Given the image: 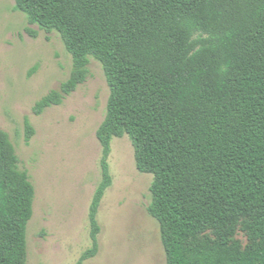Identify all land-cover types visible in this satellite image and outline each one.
Returning <instances> with one entry per match:
<instances>
[{"label":"trees","instance_id":"trees-1","mask_svg":"<svg viewBox=\"0 0 264 264\" xmlns=\"http://www.w3.org/2000/svg\"><path fill=\"white\" fill-rule=\"evenodd\" d=\"M15 2L31 24L58 32L73 59L70 77L36 102L35 114L86 82L91 57L110 87L97 130L102 181L89 212L92 245L75 264L99 252L112 140L125 135L139 171L154 175L148 212L167 264H264V0ZM34 134L27 119V143ZM35 196L0 129V264L28 263ZM208 230L213 238H199Z\"/></svg>","mask_w":264,"mask_h":264},{"label":"rangeland","instance_id":"rangeland-1","mask_svg":"<svg viewBox=\"0 0 264 264\" xmlns=\"http://www.w3.org/2000/svg\"><path fill=\"white\" fill-rule=\"evenodd\" d=\"M15 5L0 0V129L10 135L36 188L27 264H75L92 245L89 212L102 181L97 130L110 87L102 64L91 57L86 82L61 105L35 114L36 102L70 77L73 59L58 32L31 24ZM27 119L35 128L30 143ZM109 164L113 183L97 216L99 252L84 264H167L160 224L148 212L154 175L137 168L128 135L112 140ZM203 236L214 237L211 230ZM235 239L248 245L241 230Z\"/></svg>","mask_w":264,"mask_h":264}]
</instances>
